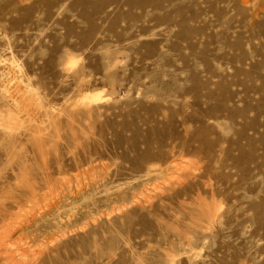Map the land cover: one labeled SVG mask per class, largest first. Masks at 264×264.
<instances>
[{"label": "rangeland", "instance_id": "rangeland-1", "mask_svg": "<svg viewBox=\"0 0 264 264\" xmlns=\"http://www.w3.org/2000/svg\"><path fill=\"white\" fill-rule=\"evenodd\" d=\"M0 264H264V0H0Z\"/></svg>", "mask_w": 264, "mask_h": 264}, {"label": "bare ground", "instance_id": "bare-ground-1", "mask_svg": "<svg viewBox=\"0 0 264 264\" xmlns=\"http://www.w3.org/2000/svg\"><path fill=\"white\" fill-rule=\"evenodd\" d=\"M91 95H93V96H94V94H91ZM91 95H90V96H91ZM87 96H88V95H87ZM97 96H98V95H97ZM97 96H95V97H97ZM88 98H89V97H88ZM91 98H92V97H91ZM25 211H26V210H25Z\"/></svg>", "mask_w": 264, "mask_h": 264}]
</instances>
